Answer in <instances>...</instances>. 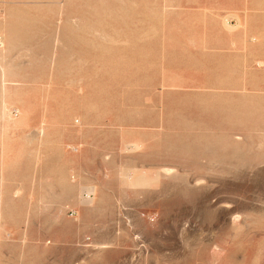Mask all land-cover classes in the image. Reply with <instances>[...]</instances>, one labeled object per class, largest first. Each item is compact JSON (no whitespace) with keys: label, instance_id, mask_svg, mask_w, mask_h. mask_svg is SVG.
Listing matches in <instances>:
<instances>
[{"label":"rangeland","instance_id":"rangeland-1","mask_svg":"<svg viewBox=\"0 0 264 264\" xmlns=\"http://www.w3.org/2000/svg\"><path fill=\"white\" fill-rule=\"evenodd\" d=\"M0 264H264V0H0Z\"/></svg>","mask_w":264,"mask_h":264}]
</instances>
